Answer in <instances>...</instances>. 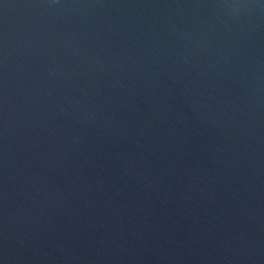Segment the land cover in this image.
Instances as JSON below:
<instances>
[{
	"label": "water",
	"instance_id": "1",
	"mask_svg": "<svg viewBox=\"0 0 264 264\" xmlns=\"http://www.w3.org/2000/svg\"><path fill=\"white\" fill-rule=\"evenodd\" d=\"M0 264H264V0H0Z\"/></svg>",
	"mask_w": 264,
	"mask_h": 264
}]
</instances>
